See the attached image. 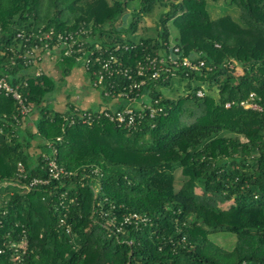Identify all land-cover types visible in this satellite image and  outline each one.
Returning <instances> with one entry per match:
<instances>
[{
    "label": "trees",
    "instance_id": "obj_1",
    "mask_svg": "<svg viewBox=\"0 0 264 264\" xmlns=\"http://www.w3.org/2000/svg\"><path fill=\"white\" fill-rule=\"evenodd\" d=\"M222 1L237 19L211 17L208 0H0V73L30 106L19 115L0 91V264H264V0ZM157 9L152 32L138 33ZM19 31H51L26 46L47 42L62 80L82 62L117 103L53 107L58 82L16 56ZM126 107L131 125L104 115ZM129 213L143 220L116 230ZM219 232L232 248L213 241Z\"/></svg>",
    "mask_w": 264,
    "mask_h": 264
},
{
    "label": "built area",
    "instance_id": "obj_2",
    "mask_svg": "<svg viewBox=\"0 0 264 264\" xmlns=\"http://www.w3.org/2000/svg\"><path fill=\"white\" fill-rule=\"evenodd\" d=\"M16 37L21 40V43L18 46V48L14 50V53L16 54L18 58L25 60L26 64L35 66L36 67L34 69L35 75H40L42 72V68L39 64L40 62L43 61V58L45 56H50L52 58L53 55L50 54L51 49L48 47L47 42L44 43V48H45L44 52H42V49L41 47L38 46V43L32 44V46L29 48L26 46V43L30 41L31 37L38 38V41H42V39H51V31L42 32V33L39 32L38 34L33 33V32L26 34L23 31H19L16 34ZM69 38H70V42L68 43V48H66V50L64 51L65 54L75 53L76 51V49H74L73 47V44L76 43V40L73 38L72 34L69 36ZM57 39L59 41L57 42L58 44H61L62 46L67 45L65 42L67 38L64 39L61 35H58ZM23 45L25 47L24 52H19L18 49ZM174 50L177 51L178 48ZM170 59L174 64H181V65L187 66L192 69H196L198 68L199 65H203V61H200L198 65L196 62H192L186 57H183L180 61H178L177 59H173L171 57ZM12 63L14 64L15 61L12 60ZM157 75H158V71L155 70L153 72V76L156 77ZM100 79H101V76H100ZM0 91H3L5 94L10 95L12 98L16 100L18 104V114L19 115H26L30 112V106L26 103V97L22 89L20 90L19 85H14V86L11 85L7 79V76L1 73H0ZM198 95H202V92L198 91ZM242 104L245 107L259 108L256 103L251 102V101H245V102H242ZM104 115L109 117L111 120H115L118 123H124L126 125L133 124L135 122L136 117L138 116V114L134 112L133 109H131L130 107H126L122 110H116L112 112L111 114L108 112H105ZM81 118H82V122L89 123L91 120L90 113H87V114L84 113V115H82ZM47 166H48L49 176L53 179H60L65 174V171L57 165L56 161L53 158L48 159ZM47 182H48V179L34 178L29 183V186H33L39 183L45 184ZM61 205L62 207L66 206L64 201L61 203ZM139 220H143V218L137 213H129V214L123 215V220L120 222L119 226H116V230H120L121 229L120 226L123 223H128V224L132 222L137 223ZM62 222L63 220H61V223ZM111 223L115 225L116 223L115 219L113 221L111 220ZM65 229H66V232H69L70 226L66 225ZM21 244L22 243H19V244L11 243V246L20 247ZM16 257L20 259L19 253L16 255Z\"/></svg>",
    "mask_w": 264,
    "mask_h": 264
},
{
    "label": "rangeland",
    "instance_id": "obj_3",
    "mask_svg": "<svg viewBox=\"0 0 264 264\" xmlns=\"http://www.w3.org/2000/svg\"><path fill=\"white\" fill-rule=\"evenodd\" d=\"M207 9L211 17H216L222 14H230L234 19H237L238 17V9L237 6L235 5H229L224 3L222 0H217V1H212L208 0L207 4ZM131 11V7L128 8V12ZM158 14L159 11L158 9L151 15L148 16H143L138 24V33H151V27L155 24V22L158 19ZM129 16L126 18L124 17L123 20H120L117 22L118 26L124 27L127 25ZM172 27V26H171ZM173 32H175V29L172 27ZM54 54H57L56 51H54ZM79 67H82V62ZM58 68V67H57ZM57 72L59 73L60 71L57 69ZM82 79H79V73H72L69 78H65L63 81L62 80H57L55 79L58 83L57 87L59 86V89L49 93V98L50 103L53 107H55L54 103L52 102V99L56 96V92L58 91H64L70 102H75V103H80L81 100H84V97L90 96L88 99L90 101V105H92V108H95L96 101L94 99V96L96 95L98 99H102L103 103H107L110 101V98L107 97L106 95L101 94V87L96 88L95 86L92 85L89 76L84 72L82 74ZM69 79H72V81L68 82ZM163 91L168 94L169 96H175L177 94L181 93L180 91H177L176 93H172L171 90L169 89H163ZM36 115L38 114V111L35 110ZM38 116V115H37ZM37 118V117H36ZM177 179H180V176L177 174ZM211 238L213 241H215L218 245H221L224 248L230 249L233 247L236 237L232 234L229 233H215L211 235Z\"/></svg>",
    "mask_w": 264,
    "mask_h": 264
},
{
    "label": "crops",
    "instance_id": "obj_4",
    "mask_svg": "<svg viewBox=\"0 0 264 264\" xmlns=\"http://www.w3.org/2000/svg\"><path fill=\"white\" fill-rule=\"evenodd\" d=\"M53 58H49V57H45L41 63V67L44 69V70H47V72H50L52 74V76L57 79V80H62L60 77V72L58 73L57 72V67H56V59L54 56H52ZM59 70V69H58ZM79 73V79H82V74H84V70L82 67H79V66H76L72 71L71 73L66 77V78H69L70 75L72 73ZM64 80V78H63ZM62 80V81H63ZM72 81V79H69L68 82ZM60 83V82H58ZM94 96V99H95V108H100V107H104L106 105H115V103H117V101H115L114 99H110L109 102L107 103H103L102 99H98V97L96 95H92V97ZM67 94L64 92V91H58L56 92V96L52 99V102L54 103L55 107L59 110H65L66 107H67ZM90 96L88 97H84V100H81L80 103H77L79 106H82V107H85V108H92L93 106L90 105V101H89V98ZM36 117L35 114L31 115V118L28 119V121L25 123V126L29 127V128H33V119Z\"/></svg>",
    "mask_w": 264,
    "mask_h": 264
}]
</instances>
